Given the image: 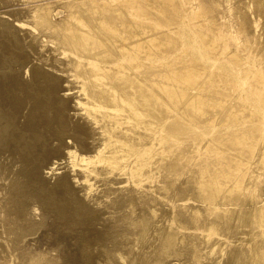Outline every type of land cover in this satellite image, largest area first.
Segmentation results:
<instances>
[{
  "label": "rangeland",
  "instance_id": "obj_1",
  "mask_svg": "<svg viewBox=\"0 0 264 264\" xmlns=\"http://www.w3.org/2000/svg\"><path fill=\"white\" fill-rule=\"evenodd\" d=\"M87 1L0 0V264H152L157 256L153 264H257L255 259L251 261V252H241L249 241V237L241 233L254 230L252 222L257 218L248 215L247 209L258 203L259 196H264V83L260 82L264 80V13H251L252 27L244 25V14L259 1L264 6V0L169 1L178 3L181 12L178 19L166 20L168 26L164 27L177 29L173 31L177 42L173 45V54L192 57L205 67L227 68L234 80L230 81V86H224L229 87L226 93L209 94L210 101L221 104L215 103L203 115L191 116L192 120L202 123L198 127L201 134L185 141L187 150L193 148V152L186 153V157L161 173L162 176L158 175L165 179L168 185L165 189L158 193L153 191V185L157 184L154 183L152 187L145 185L146 189L136 191V187L128 183L112 196L101 191V187L107 191V186L100 178L92 177L90 182L84 183L81 167H73L66 154L68 147L77 148L80 154H89L96 135L91 120L75 105L76 84L65 80L67 57L51 42L54 35L33 28L35 21L31 13L33 7L52 5V13L60 21L69 14L63 6L64 2H69L74 5L73 12H81L92 24L93 14L84 10ZM97 1L115 3V0ZM206 32L216 37L213 48L205 44ZM239 108L241 123L238 124L231 116ZM234 129L241 130V140H249L246 146H241V151L231 147L229 138L228 141L218 140ZM210 139L217 149L228 152L227 156L232 154L243 162L247 160L238 166L241 167L239 180L243 177V184H253L245 193L241 187L233 189L237 194L241 191V195L226 203L233 211L221 213L227 218L222 220L219 216L221 221L214 216L217 212L210 214L209 205L197 195L198 176H193L190 170L199 158L220 165L230 161L224 156L209 155L208 159L204 154L201 157V148ZM153 176L156 177V173L148 172L144 179ZM113 181L121 185L120 179ZM91 183L95 185L93 191L88 192ZM146 190L147 194L143 193ZM144 194L154 197L156 204L150 206L155 212L144 206L147 200ZM133 197L136 200L132 199V203L130 198ZM174 203L179 205L176 207L179 221L189 223L187 209L201 208L207 224L212 219L219 222L220 233L209 236L206 230H195V223L192 225L190 220L189 230H180L179 237L187 235L185 240L190 239L191 247L186 248L185 242L179 246L178 241L175 247L163 246L167 249L166 253L163 248L164 253L159 244H152L150 236L162 218L161 227L169 226L168 219L164 218L175 209L171 206ZM135 215L136 223L143 221L142 216L153 217L147 229L152 228L151 234L146 239L144 228L134 221ZM261 221L263 226L255 228L259 248L264 247V219ZM175 224L170 225L179 230L178 223ZM126 233L131 241L125 238ZM219 242L223 247L214 249L212 244ZM194 244L203 245L201 251L193 253Z\"/></svg>",
  "mask_w": 264,
  "mask_h": 264
},
{
  "label": "bare ground",
  "instance_id": "obj_2",
  "mask_svg": "<svg viewBox=\"0 0 264 264\" xmlns=\"http://www.w3.org/2000/svg\"><path fill=\"white\" fill-rule=\"evenodd\" d=\"M83 1L86 2L87 0ZM169 1L115 0L113 4L105 1L88 0L84 10L93 14L90 20L92 24L81 16V12H73L74 5L69 2L63 3L69 14L60 21L56 20L52 13L54 11L52 5L45 6L44 4L31 9L35 21L33 28L43 31V34L54 35L55 37L51 42L58 47L62 56L67 57L65 67L68 77L65 80L68 83L73 82L76 84V101L73 100L75 105L81 108V113L91 120L96 135V142L92 146L93 149L88 151L89 154H80L77 148L71 149L70 147H68L66 154L70 157L73 167H81L85 176L84 183L90 182L92 177L97 180L100 178V180L105 181L107 186V191L102 190V187L101 191L111 196L119 191V188L127 186L128 183L134 185L136 191L137 189H144L145 185L147 188L150 185L152 187L154 183L157 184L153 185V191L158 193L165 189L168 185L165 179L161 177V173H166L183 156L186 157V153L193 152L195 150L193 148L187 150L188 146L185 141L193 140L196 134H201L198 127L202 123L197 119L192 120L191 116L196 117L205 114L216 103L210 101L209 94L226 93V89H229V87L225 88L224 86H230V81L234 80L227 68L217 65L211 68L205 67L192 57L173 54V45L177 43L173 31L177 29H164V27L168 26L166 20L178 19L181 12L178 3L170 4ZM113 6H116V8L113 9ZM247 10L244 14V25L252 27L254 17L251 16V13L263 14L264 6L259 1L252 10ZM98 13L100 14L97 15ZM198 26L202 28V25ZM208 31L213 34L211 29ZM206 33L208 34H205L207 40L205 44L213 48L216 37H213V35L211 37L209 32ZM263 81L260 82L264 83ZM232 85L235 86V83ZM168 99L170 102H168ZM216 104H221V102ZM232 108H235V105H232ZM178 109L183 113L177 112ZM240 112L241 108L236 113H231L233 122L241 123ZM248 119L249 117H247V121ZM186 124L188 125L186 126ZM241 137V130L234 129L231 132L224 133L218 140L228 141L229 138L232 144L231 147L240 150L241 146H246L249 143V140H241ZM211 140L203 145V149L201 148V157L204 154L208 155V159L209 155L224 156L230 160H227V162L229 161L228 164L220 165L213 163L211 160L199 158L198 161L197 159L194 161L195 163L190 170L193 176L194 174L198 176L197 190L199 194H196L212 208V210L209 208L212 211L210 214L213 215L217 212L218 215L214 216H217V220L221 221V219H227L226 216L222 217L223 213L226 212L227 214L228 211H233V208L226 205V203L235 201L241 195V191L237 194L232 192L233 189L241 187V190L243 189L245 193L252 188L253 184H243V177H241V181L239 180L241 167L238 166L246 163L247 160L243 162L238 156L234 157L232 154L227 156L228 152L226 154L217 149ZM148 172L156 173V177L154 175L152 178H146L145 180L144 176ZM111 179L112 181H110ZM113 179H120L119 183L121 185L117 186ZM233 179L235 182L231 183ZM94 185L89 184L88 189L86 188L88 192L93 191ZM150 191L152 192V190ZM155 192L151 194H155ZM143 193L147 194V190ZM149 195L144 196L147 198L144 206H147L148 209L152 207L150 205L156 204L154 197ZM148 198L150 199L148 200ZM132 199H134L133 201L136 200L134 197L130 198L131 201ZM221 201L224 203H220ZM171 206L175 209H172V212L170 211L171 213L167 214L168 217L164 218L165 221L168 219L170 227H161L162 218L155 231H152L154 233H152V236H150L152 228L151 230L147 229L150 226L149 221H153V217L148 218L147 215V217H141L143 221L137 219V221L139 220L137 223L141 228H144V232L141 231L144 233V238L150 236L152 244H159L158 247L161 246V251L164 253L167 250L164 247H172L178 241L180 242L179 246L185 242L187 243L186 248L191 247L192 242L189 244L190 239L185 240L187 235L182 236V238L179 237L180 230H189L190 220L193 223L192 225L195 223V230H206L205 232L209 236L220 233L219 228H217L220 227L219 222L212 219L207 224L201 215V208L196 207V210H194L195 207H192L191 210L188 208L190 220L189 223H186L182 222L181 219L180 221L177 219L179 214H177L176 207H179V205L174 203ZM152 210L155 212V208H151L149 211ZM247 214H253L257 220L253 217L255 220L252 222L254 230L241 231V236L249 237L247 245L245 248L242 247L241 252H251L250 259L252 262L255 259L254 262L257 264L264 263V247L259 248V242L255 239L258 232L255 228L263 226L261 220L264 219V196H259L258 203L250 206L249 210L247 209ZM159 216L161 217V215ZM219 216H221V219ZM135 217L136 215L134 221ZM175 223H178L179 230L174 226L171 227ZM127 233L125 238L130 240ZM193 240L195 239L193 238ZM244 242L246 244V241ZM212 246L215 247L214 249L222 248L223 243H215ZM202 247L203 245L194 244L193 253L201 251ZM156 254L159 255V251ZM169 254L171 256V253ZM147 256L146 254V258ZM157 257L159 258V256ZM157 257L156 259H158Z\"/></svg>",
  "mask_w": 264,
  "mask_h": 264
}]
</instances>
